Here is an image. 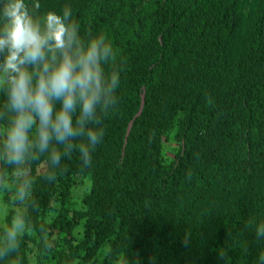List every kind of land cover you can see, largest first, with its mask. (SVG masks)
<instances>
[{
    "label": "trees",
    "instance_id": "1",
    "mask_svg": "<svg viewBox=\"0 0 264 264\" xmlns=\"http://www.w3.org/2000/svg\"><path fill=\"white\" fill-rule=\"evenodd\" d=\"M38 2L41 15H62L69 6L85 40L106 36L120 70L118 104L102 120L105 134L92 167L83 168L74 152L62 158L67 172L55 181H45L43 172L35 180L37 204L29 203L27 218L43 250L42 212L55 196L65 206L82 174L94 183L87 212H62L47 225L71 236L56 264H224L222 248L230 264H259L264 240L254 228L264 220V0L255 1L244 34V0ZM175 127L181 148L166 163L163 140ZM82 218L84 236L76 239L72 231Z\"/></svg>",
    "mask_w": 264,
    "mask_h": 264
},
{
    "label": "clouds",
    "instance_id": "2",
    "mask_svg": "<svg viewBox=\"0 0 264 264\" xmlns=\"http://www.w3.org/2000/svg\"><path fill=\"white\" fill-rule=\"evenodd\" d=\"M40 7L38 0H0V191L14 184L13 202L33 206V162L47 154L41 162L49 183L67 172L62 158L74 152L91 168L105 134L102 120L117 106L120 86L117 53L106 36L82 38L67 5L62 15H41ZM27 229L22 211L10 214L0 229V259L12 256L8 264H22L13 254ZM254 231L264 240V220ZM219 258L231 262L226 249ZM258 260L264 264V252Z\"/></svg>",
    "mask_w": 264,
    "mask_h": 264
},
{
    "label": "rangeland",
    "instance_id": "3",
    "mask_svg": "<svg viewBox=\"0 0 264 264\" xmlns=\"http://www.w3.org/2000/svg\"><path fill=\"white\" fill-rule=\"evenodd\" d=\"M255 1L256 0H244L240 7L242 21L239 27H241L240 32L243 34L247 23L252 18L254 9H256ZM181 143V137L177 134L176 127L169 130L165 134L163 140V158L166 163L171 162L177 157L181 148ZM41 161L33 162L32 165V174L35 180L37 176L44 171V164ZM14 189L15 185L12 184L9 190L0 191V229L6 226L10 214L18 210L22 211L28 224V229L24 237L21 239L20 248L18 249V252L23 258L22 264H56V256L61 253V251L63 252L68 249V239L71 236L65 231H50L47 225L62 212L68 213L69 215H82L87 212L89 200L91 199V196L94 192V183L91 175L78 174L75 176L72 193L65 206H62L58 198L55 196L46 209L42 212L41 221L46 227V240L48 243L51 242V249L46 248L43 250L41 246L43 241L41 235L29 223L27 218L29 203L20 205L13 202L12 197L14 196ZM84 222L85 219L82 218L81 222L73 228L72 235L76 239H82L84 236ZM107 248L108 245H105L101 249L99 253V260H101V257L104 256ZM244 252L245 251H243V255ZM76 264L96 263H84L80 262V260H77ZM114 264L119 263L115 262Z\"/></svg>",
    "mask_w": 264,
    "mask_h": 264
}]
</instances>
